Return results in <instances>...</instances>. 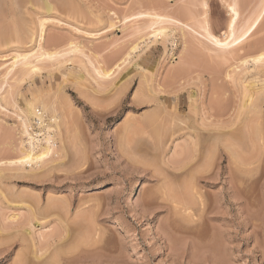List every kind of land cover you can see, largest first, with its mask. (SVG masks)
Listing matches in <instances>:
<instances>
[{
    "label": "rangeland",
    "instance_id": "374dc122",
    "mask_svg": "<svg viewBox=\"0 0 264 264\" xmlns=\"http://www.w3.org/2000/svg\"><path fill=\"white\" fill-rule=\"evenodd\" d=\"M48 1L55 7L50 14L43 0H0V264H47L54 251L61 264H264V161L239 169L222 146L217 160L208 159L211 133L218 132L212 128L230 119L236 133L227 139L250 155L243 103L264 89V61H252L264 49V18L245 44L224 55L191 26L207 18L225 38L233 0ZM237 1L240 24L260 0ZM148 8L180 17L165 24L174 37H149ZM43 16L52 18L43 46L62 52L18 80L17 68L8 74L11 56L35 44L32 32ZM71 41L78 50L69 49ZM99 66L113 68L111 75L102 76ZM35 96L48 105L46 121L61 115V156L20 169L9 161L28 140L21 110ZM38 125L30 127L33 135ZM39 138L46 145L44 134ZM183 161L186 168H176ZM196 172L201 194L189 189ZM56 230L65 239L46 251L43 237L52 241Z\"/></svg>",
    "mask_w": 264,
    "mask_h": 264
},
{
    "label": "bare ground",
    "instance_id": "6f19581e",
    "mask_svg": "<svg viewBox=\"0 0 264 264\" xmlns=\"http://www.w3.org/2000/svg\"><path fill=\"white\" fill-rule=\"evenodd\" d=\"M3 1V0H2ZM205 3V2H204ZM238 1L237 0H233L232 2H231V4L229 5V8H230V10L232 11L231 13V16H232V18H231V21H230V23H229V31H228V33H227V35H226V37L224 38H220V36H217V35H215L213 32H212V30H211V27H210V23L208 22V20H207V18H206V16H204L206 19H204V20H200L199 18H197V17H194V18H197V20H196V22H195V25L192 27L191 26V30H193L195 33H196V36L198 35V36H201L202 38H204V40L206 41V43L207 44H209V45H211L212 47H214L216 50H221L220 52H222V54L224 53V55L226 54L227 55V53H230V54H233V52H235V50L237 49L236 47H240L239 45H243V43L245 44V41L253 34V32H254V30L257 28V26H259V24L261 23V21L263 20V18H264V0H260V3L258 4V7L256 8V10L251 14V15H249L246 19H244V21H242V23H240L239 24V19H240V11H239V8H237L238 6ZM4 4V3H3ZM42 4H44L43 5V7H44V9L46 8V10H47V13H51L52 11H54L55 9V7H53V5L51 4V2L50 1H48V0H43V3ZM203 4V3H202ZM204 5H206V4H204ZM4 6V5H3ZM54 9V10H53ZM152 10H153V8H152ZM150 8H148V11H149V13H148V15L151 17V18H153L152 20H151V23L148 25L147 24V26L151 29V35L149 36L150 38H153L154 39V41H157V40H159L160 38H162L163 40H168V37H170L171 36V34H173L172 32H168V26H166L165 24L166 23H170V22H173V24L174 23H181L180 22V17L178 18L177 16H174V15H172L173 13H171V12H168V13H160V12H153ZM143 11V10H142ZM147 11V10H146ZM147 11V12H148ZM150 11H152V13H150ZM157 11V10H156ZM136 12V11H135ZM171 13V14H170ZM48 14V15H49ZM205 14V13H204ZM135 15V14H134ZM133 15V16H134ZM146 15H147V13H146ZM136 16V15H135ZM148 16V17H149ZM1 17V16H0ZM140 17V16H139ZM149 17V18H150ZM2 18V21H3V17H1ZM143 18V17H142ZM147 18V17H146ZM52 18H50V17H40L38 20V27H37V30H36V32H32V40H34V42H35V44L32 46V47H30V48H28V49H26V51H16V52H14L13 54H12V56H11V60H10V63L8 64V69H10L9 70V72H8V74L9 73H11V71H13V70H15L16 68L19 70V72L17 73L18 74V80H26L27 78H29V77H32L31 75L32 74H35V72H37V71H39V70H42V68H41V66L39 65V62L40 61H43V60H46V59H48V60H55L56 58H58V54L59 53H61L62 51H60V50H58L57 48H49V49H46L44 46H43V43H44V41H45V35H46V25H47V23H48V21H50ZM1 20V19H0ZM23 20V19H22ZM134 21H137V18H136V20H134ZM150 21V20H149ZM4 22V21H3ZM17 22V21H16ZM18 22H19V19H18ZM22 22V21H21ZM192 23H194V22H191V24ZM2 24V23H1ZM4 24V23H3ZM3 24H2V26H3ZM5 25V24H4ZM24 25V24H23ZM180 25V24H179ZM147 27V28H148ZM5 28V27H4ZM15 28V27H14ZM17 28V27H16ZM21 28H22V26H21ZM24 28H25V25H24ZM180 28H181V31L182 30H184L183 29V25L181 24L180 25ZM2 29V28H1ZM18 30H21V29H17V31ZM25 31V30H24ZM170 31V30H169ZM2 32H3V29H2ZM19 32V31H18ZM190 32V31H189ZM1 33V32H0ZM24 33V32H23ZM30 33V32H29ZM171 33V34H170ZM183 33V32H182ZM91 34V33H90ZM184 34V33H183ZM186 34V33H185ZM184 34V35H185ZM3 35V34H2ZM20 35H21V32H20ZM183 36V35H182ZM24 37V36H23ZM171 37H174L173 35L171 36ZM55 39V38H54ZM54 41V40H53ZM55 41H57V40H55ZM186 41V40H185ZM172 42H173V44L175 45L176 44V39L175 38H173L172 39ZM259 43V44H258ZM257 44H258V46H260V45H262V44H260V41L258 42ZM69 44H71L72 46H70V50H78L79 49V47H78V45L77 44H74V41L72 42H70ZM185 44V43H184ZM186 45V44H185ZM263 47H264V44L262 45ZM137 46H135V48H136ZM256 47H257V45H256ZM134 48V49H135ZM185 48H186V46H185ZM252 48V47H251ZM253 48H255L254 46H253ZM258 48V47H257ZM261 48V49H260ZM251 51H252V49H251ZM258 53L255 51L254 52V54L255 53H257V55L254 57V58H252V61L254 60L256 63H258V62H263L264 61V49H262V47H259L258 48ZM253 52V51H252ZM62 55H64V53L62 54ZM253 56V55H252ZM53 57H55V58H53ZM224 57V56H223ZM225 57H227V56H225ZM125 60V59H124ZM247 62V61H246ZM121 63V62H120ZM124 63V61H122V63L121 64H123ZM120 65V64H119ZM118 65V67H116V69L118 68L119 69V67L121 66H119ZM260 67H262V66H260ZM113 69V68H112ZM112 69H111V67L110 68H108V69H106V68H103V67H101V66H99V68H98V72L102 75V76H110L111 75V71H112ZM244 71H246V70H243V72ZM39 73V72H38ZM231 76V75H230ZM15 77V76H14ZM22 83V82H21ZM244 87H246L245 89H246V92H245V96H244V100H245V97L246 96H248V95H250L249 93H248V88H247V86H244L243 85V88ZM143 93V92H142ZM143 94H145V93H143ZM244 94V93H243ZM255 95V94H254ZM252 96V95H251ZM3 97L2 96H0V100L2 99ZM42 97L41 96H35L33 99H31L30 100V102H29V104H27V107H26V109H22L21 111H22V113H21V122H22V132H23V134L24 135H27L28 136V140H23V142H22V146L20 147V149H19V155L15 158V159H13V160H10L9 161V163H12V164H15V165H17L18 166V168H20V169H24L25 167H26V164H38L39 162H42L45 158H46V156H48V157H50L51 155H53V154H56L55 152H58V154H59V150L58 149H60L59 148V146H58V140H59V135H58V133H57V128L59 127V125H60V122L58 121V118L59 117H61V115L58 113V112H54L53 113V115L51 116V118H50V120L49 121H46V119H45V116L47 115V113H48V105L47 104H45V103H41L40 105H38V101L41 99ZM160 107V106H159ZM165 106H164V104H163V107L162 108H164ZM17 108V107H16ZM158 108V107H157ZM243 108H244V111H245V125H243L244 126V128H243V133H245L246 134V136H245V134H243L245 137H246V140H248V142L249 143H246V144H248L250 147H251V149H249L250 151V153H248V152H246V153H248V154H250V155H248V156H245L244 157V155L242 154V153H240V152H238V150L237 149H235V143H233L232 141H230V140H228L227 139V137H229V136H231V140H232V137L234 138V135H233V133H234V128H233V126H232V120L230 119V124L229 123H227V122H229V121H227L226 123L227 124H225V123H222V124H220V125H218V127H215V128H212L214 131H218V132H215V133H211V134H213L212 135V142L210 143V152L208 151V157L211 155V157H213V159H216L215 157H216V153H218L217 151H219L218 150V148H220L221 146L223 147V149H225L226 151H228V153H229V158H230V160H231V163L233 162V164H237V163H240L241 165H236V167H238L239 169H240V167L242 166V165H244V166H248L247 168H244V170L245 169H247V170H249L248 168L250 167V164H255V163H261L262 161H264V156H262L261 154H262V152L261 153H259V150L260 149H264V133H263V130H261V127L263 128V126H262V122L263 121H261V119L260 118H262V114L264 113V89L262 90V92L260 91V93L259 94H257L254 98H249L248 100H246V101H244V103H243ZM165 109V108H164ZM243 111V112H244ZM264 115V114H263ZM254 117H257L258 118V120H256V118L254 119ZM175 118V117H174ZM243 119V120H244ZM253 119L255 120V121H253ZM264 120V119H263ZM160 121H162L161 119H160ZM33 122H36L37 124H39L38 126H39V131H38V135H33L31 132H30V127L32 126V124H33ZM257 122V123H256ZM254 123H256V125L254 124ZM234 124V123H233ZM264 124V123H263ZM257 126L256 127V129H257V131H253V129H255V126ZM217 126V125H216ZM207 129V128H206ZM208 130V129H207ZM211 131V130H210ZM213 131V132H214ZM241 130H239V132H240ZM159 133L161 134V132H158V135H159ZM235 133H236V131H235ZM234 133V134H235ZM40 134H44V137H45V140H46V145H44V146H42V144H41V138H39V135ZM162 135V134H161ZM197 136V135H196ZM211 136V135H210ZM243 137V136H242ZM209 138V137H208ZM237 139V138H236ZM236 139L235 140H233V141H236ZM243 139V138H242ZM161 140V139H160ZM209 140V139H208ZM201 141H203L202 139H201ZM161 142L162 141H160V144H161ZM26 143H27V145H26ZM157 142H155V144H156ZM193 143H194V141H193ZM199 143V142H198ZM238 143V142H237ZM240 143H242L241 141H240ZM244 143V142H243ZM208 144V143H207ZM193 145H195L194 147L196 148L197 147V143L195 142ZM202 145V144H201ZM243 145V144H242ZM159 146V145H158ZM189 146V145H188ZM208 146V145H207ZM237 146V145H236ZM241 146V145H240ZM65 147V146H64ZM63 147V148H64ZM160 147H162V146H160ZM245 147V146H244ZM243 146H242V148H244ZM212 148V149H211ZM241 148V147H240ZM259 148V149H258ZM209 148H207V150H208ZM158 150V149H157ZM196 150V149H195ZM194 150V151H195ZM200 150V149H199ZM224 150V151H225ZM248 150V149H247ZM257 150V151H256ZM62 151V150H61ZM65 151V150H64ZM240 151V150H239ZM242 151V150H241ZM255 151L257 152V153H259V155L258 154H256L255 153ZM177 152V151H176ZM183 152V151H182ZM180 153V152H179ZM207 153V152H206ZM210 153V154H209ZM264 153V152H263ZM252 154V155H251ZM60 155V154H59ZM178 155V154H177ZM183 155V154H182ZM243 155V156H242ZM264 155V154H263ZM56 156V155H55ZM61 156V155H60ZM192 156L193 157H191V160H193L194 158H197L198 156L194 153V154H192ZM197 156V157H196ZM215 156V157H214ZM218 156V155H217ZM263 157V159H262V157ZM182 157H184V155L182 156ZM189 157V156H188ZM202 157V156H201ZM207 157V156H206ZM211 157H209L208 159H210V160H212L211 159ZM60 159V158H59ZM190 159V158H189ZM188 159V160H189ZM205 159V158H204ZM203 159V160H204ZM204 160V162H209L210 160ZM186 160V159H185ZM190 160V161H191ZM196 159H194L193 161H195ZM217 160V159H216ZM254 160L255 161H257V162H254ZM177 161V160H176ZM192 161V162H193ZM154 162V161H153ZM254 162V163H253ZM188 163L189 162H181L180 163V165L178 166V167H176V168H178L179 170L180 169H184V167L186 168V165H188ZM198 163H201V160H199V162ZM214 163V162H213ZM149 164V163H148ZM152 164V163H151ZM208 164H210V163H208ZM150 165V164H149ZM152 165H154V164H152ZM196 165H198V166H200L199 164H196ZM211 165H212V162H211ZM262 165V164H261ZM202 166V165H201ZM214 166V165H213ZM259 166H260V164H259ZM203 167H205V164H204V166ZM208 167V166H207ZM210 167V166H209ZM233 167V166H232ZM201 168V167H200ZM188 169H191V167L190 168H188ZM197 169V168H196ZM207 169V168H206ZM237 169V168H236ZM243 170V169H242ZM199 170H197V172H198ZM209 171V170H208ZM238 170H236V172H237ZM197 172H196V175H195V173H193V174H189L190 176H189V178L188 179H192L191 181H192V183H191V181L190 180H188V179H186V181L188 180L190 183H191V186L192 187H188L189 185H190V183L188 182V184H185V185H187V186H185V187H188L189 189H191V188H193L196 192H197V189H198V193H200L201 194V191L199 192V188H196V184H197V182H198V178H199V174L197 175ZM207 172V171H206ZM240 172V171H239ZM239 172H237V173H239ZM242 173H243V171H241ZM240 172V173H241ZM245 172V171H244ZM188 173H190V172H188ZM237 173H236V175H237ZM240 173H239V175H240ZM241 173V174H242ZM183 174H184V172H183ZM233 174V173H232ZM246 174H248V172L246 173ZM180 175V174H179ZM204 175V174H203ZM234 175H235V172H234ZM233 175V176H234ZM196 176H198V177H196ZM209 176V175H208ZM233 176H232V178H233ZM238 176V175H237ZM178 177V176H177ZM236 177V176H235ZM237 178V177H236ZM239 178V177H238ZM242 178V177H241ZM241 178H239V179H241ZM196 180H197V182H196ZM244 180V179H243ZM246 181V180H245ZM184 184V183H183ZM254 185V184H253ZM197 186H199V185H197ZM252 187V186H251ZM187 188V189H188ZM193 189H191L192 191H193ZM201 189V188H200ZM183 190H185V189H183ZM187 191V190H186ZM189 192H190V190H189ZM189 192H187V194L189 193ZM243 192V191H242ZM248 192V191H247ZM247 192L245 191L244 192V194L246 195L245 197H247L248 195H247ZM191 193H194V192H191ZM198 193L195 195V196H200V195H198ZM183 194V193H182ZM244 194H243V196H244ZM184 196L186 195V193L185 194H183ZM200 197H202V195L200 196ZM50 200V199H49ZM53 200V199H52ZM188 200H190V199H188ZM179 202H182V201H179ZM37 204L39 205V202H37ZM50 204H48V206H49ZM51 206V205H50ZM37 207V206H36ZM47 207V206H46ZM52 207V206H51ZM51 207H49V208H51ZM41 208V207H40ZM45 208V207H44ZM53 208V207H52ZM41 210H43V209H41ZM39 211H40V209H39ZM44 211H46V209H44ZM48 211V210H47ZM41 212V211H40ZM47 213V212H46ZM44 214H45V212H44ZM45 218H46V216H45ZM83 218V217H82ZM81 219V218H80ZM41 220V219H40ZM87 220V219H86ZM43 221V220H42ZM75 221V220H74ZM80 222L82 221V219L81 220H79ZM63 222V221H62ZM31 223V222H30ZM78 223V222H77ZM76 223V224H77ZM82 223V222H81ZM87 223V222H86ZM63 224V223H62ZM73 224H75V222L73 223ZM75 224V225H76ZM80 224V223H79ZM84 225H88V224H84ZM63 226V225H62ZM77 226V225H76ZM82 227V226H81ZM75 229H76V227H74ZM60 229V228H59ZM63 229V228H62ZM70 229V228H69ZM58 230V229H57ZM56 230V234L55 235H59L58 234V231ZM64 230V229H63ZM62 232H64V231H62ZM81 232H83V230H81ZM85 233V232H84ZM84 233H83V235H84ZM67 234V233H66ZM76 234V233H75ZM78 235V234H77ZM87 235V234H86ZM30 236V235H29ZM42 236V235H41ZM43 236H44V234H43ZM42 236V237H43ZM50 236H52V235H50ZM49 236V237H50ZM69 236H72V235H69ZM74 236V235H73ZM79 236V235H78ZM90 236V235H89ZM62 237H63V234L61 233L58 237H54L53 238V236H52V238H53V240L51 241V239L50 238H48V240H47V238H46V240H45V237H43L44 238V241H43V243H44V245H45V243H46V245H45V250L47 251V250H50V248L54 245V243L53 242H55V241H59V242H62L61 241V239H62ZM30 238V237H29ZM77 238V237H76ZM85 238V237H84ZM87 238H89V237H87ZM63 239H65V237L63 238ZM62 239V240H63ZM70 239H75V238H70ZM81 239V238H80ZM80 239H77V241H75L76 243L78 242V241H81V242H84L82 239L80 240ZM86 239V238H85ZM32 240V239H31ZM46 241V242H45ZM69 242H70V240H68ZM33 242V241H32ZM59 242H56V243H58V244H56V245H58V248L56 249L57 251H59V245H60V243ZM75 242H72L73 244H75L76 245V243ZM53 244V245H52ZM69 244V243H68ZM77 244H82V243H77ZM52 245V246H51ZM51 246V247H50ZM42 247H43V245H42ZM41 247V251H42V249H44V248H42ZM67 247H68V245H67ZM71 249H72V251L74 250L73 249V247L70 245L69 246ZM79 246H77L76 245V247H74L75 248V250H76V248H78ZM54 248V247H53ZM40 249V248H39ZM39 249H38V251H39ZM62 250H64L63 249V246H62V248H61ZM71 249H70V252H72L71 251ZM79 249V248H78ZM67 250V248L65 247V254L67 255V253L69 252V248H68V251H66ZM49 252V251H48ZM55 253H57L56 251H54ZM54 252L52 253V252H50V254H49V256H46L47 254H43V255H45L46 257H49L48 259H46L45 257V259L44 258H42V259H44L45 260V262L44 263H47V262H50V263H47V264H57V263H59L60 261H61V259L59 260L58 259V257H56L57 255L60 257L61 255L60 254H55V256H54ZM60 252V251H59ZM58 252V253H59ZM63 252V251H62ZM62 252H61V254H62ZM67 252V253H66ZM47 253V252H46ZM51 253L53 254V256L55 257H53V256H51ZM74 253V252H73ZM37 254V253H36ZM63 254H64V252H63ZM34 255V254H33ZM40 254H38V255H35L36 256V259H37V257H38V259L40 258V256H39ZM22 256V255H21ZM26 256V255H25ZM51 256V257H50ZM24 257V256H23ZM41 257H42V255H41ZM21 258V257H20ZM52 258V259H51ZM57 258V259H56ZM62 258H63V255H62ZM56 259V260H55ZM24 260H27V258H24ZM46 260H48L47 262H46ZM59 261V262H56V261ZM65 260H67V259H65ZM72 260V259H71ZM21 261H22V259H21ZM29 261H31L32 262V260H29ZM19 262V261H18ZM23 262V261H22ZM26 261H24V263H25ZM36 262V261H35ZM40 262V261H39ZM41 262H42V260H41ZM21 263V262H20ZM19 263V264H20ZM26 264V263H25ZM37 264V263H36ZM41 264V263H40ZM59 264H61V263H59Z\"/></svg>",
    "mask_w": 264,
    "mask_h": 264
}]
</instances>
